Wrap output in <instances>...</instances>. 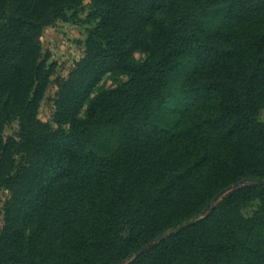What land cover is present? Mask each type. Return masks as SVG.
Here are the masks:
<instances>
[{
    "label": "trees",
    "instance_id": "16d2710c",
    "mask_svg": "<svg viewBox=\"0 0 264 264\" xmlns=\"http://www.w3.org/2000/svg\"><path fill=\"white\" fill-rule=\"evenodd\" d=\"M58 20L92 28L51 125ZM260 114L264 0H0V264H264Z\"/></svg>",
    "mask_w": 264,
    "mask_h": 264
},
{
    "label": "rangeland",
    "instance_id": "374dc122",
    "mask_svg": "<svg viewBox=\"0 0 264 264\" xmlns=\"http://www.w3.org/2000/svg\"><path fill=\"white\" fill-rule=\"evenodd\" d=\"M87 11H83V17L86 16ZM91 28L92 25L90 24L58 20L54 24L41 30L39 40L42 46V54L48 64H55L54 72L51 75V82L45 91V96L38 109V115L41 121L51 123V125L53 124L52 119L56 112L59 82H61V79L68 78L72 70L76 67L77 62L82 59L85 51V41ZM127 50L136 59L145 57L141 47L137 43H129ZM127 78L126 74L116 70H109L103 73L97 86L87 99H85L86 101L81 109V113L84 112L88 103L99 91L113 88L119 81L126 80ZM259 117L264 121L263 114H260ZM18 128V122L14 121L6 128V134L16 133ZM0 194L2 200H4L8 192L3 189L0 191ZM255 208L256 204H250L244 207V213L250 214Z\"/></svg>",
    "mask_w": 264,
    "mask_h": 264
},
{
    "label": "water",
    "instance_id": "95a60500",
    "mask_svg": "<svg viewBox=\"0 0 264 264\" xmlns=\"http://www.w3.org/2000/svg\"><path fill=\"white\" fill-rule=\"evenodd\" d=\"M236 186H237V185H236ZM236 186H233L232 188H235ZM224 192H226V190H225ZM224 192H223V193H224ZM218 198H219V197H217L215 200H217ZM191 224H193V221H191V222L188 223V224H185V225L181 226V227L178 228L176 231L182 230V229H184V228L190 226ZM163 238H165V236H163ZM152 245H153V244H152ZM152 245H151V246H152ZM148 248H149V247H145V248H143L139 253H137V256H139V255H141L142 253H144Z\"/></svg>",
    "mask_w": 264,
    "mask_h": 264
}]
</instances>
